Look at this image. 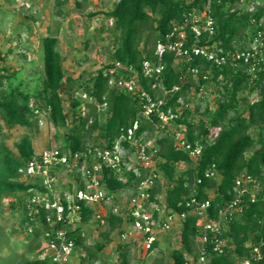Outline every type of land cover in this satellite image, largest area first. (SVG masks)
Returning <instances> with one entry per match:
<instances>
[{"label": "trees", "instance_id": "16d2710c", "mask_svg": "<svg viewBox=\"0 0 264 264\" xmlns=\"http://www.w3.org/2000/svg\"><path fill=\"white\" fill-rule=\"evenodd\" d=\"M58 0L56 12L62 14L61 4ZM242 0H118L113 9L109 11H96L89 13L90 17L103 14L113 20V52L111 61H120L124 65L133 64L140 71V83L144 90L153 97L163 96L164 90L170 93L168 103L174 108L183 102L189 103L187 95L193 86L191 78L193 74L188 67H199V82L195 91L203 90L209 83L220 85L215 98L216 108L206 105L201 112L197 106L194 110L186 107L176 120L177 126L186 128L187 138L191 142L200 140L203 144V153L198 163L193 165L189 154L183 150H177L170 132H161L155 140L159 148V155L163 161L157 166L161 180H170L172 185L162 188L169 208L176 211L189 212L190 207L186 202L194 194L197 200L210 201L207 208L208 219L215 220L218 217V209L236 197V179L242 173H249L255 183L256 200L248 201V207L238 218L230 222L229 227L223 233L229 245L226 253L216 254L212 249L208 253L209 264H236L237 259L249 257L255 245L260 246L263 258L257 264H264V72L254 78L244 65L225 64L217 66L206 59L195 56L190 62L176 61L172 53L164 55L165 69L161 80L155 76L145 77L142 73V64L145 59H154L155 48L159 41L166 39L173 22H182L184 15L196 9L209 7L216 23V34L212 42L220 41L225 47L235 49L246 48L253 38L254 26L252 17H259L264 9V0H252L246 8L237 7ZM77 1V5L81 6ZM189 38L193 34L189 31ZM207 35L204 34L201 43H204ZM41 60L43 64L42 89L33 95L24 92L18 87L8 91L3 86V78L12 76L7 74L8 68L3 67L0 74V118L9 127L23 125L32 127L38 118L29 107L30 99L38 98V102L47 111L50 122L56 131L72 123L69 131L63 135V144L58 146L66 151H80L90 144H100L98 136L93 137V132L100 130V138H105L111 144L120 134L122 128L129 127L138 116V93L130 94L118 88L110 87L109 76L105 75V69L111 61L91 73L85 80V72L73 76L67 74L63 65L64 55L59 48V38L55 35H45L41 40ZM6 55L0 51V61H4ZM120 73H118L119 75ZM204 75H207L205 77ZM181 87L178 91H171L175 85ZM80 92H87L95 100H86L89 113L81 111L84 98ZM78 93V94H77ZM242 93V95H240ZM70 94V108L73 111V119L68 121L64 105V95ZM250 94H257L251 99ZM37 100V99H36ZM43 103H42V102ZM107 103L106 116L101 122L99 105ZM78 109V111H77ZM198 114V121L192 119ZM92 122L89 123V120ZM157 120V118L155 117ZM155 120V121H156ZM148 131L147 139L152 132H159L155 122L143 119L138 134ZM94 139L92 143L89 140ZM128 145L127 142H125ZM18 154L7 146L0 148V213L5 199H9L12 209H19L23 214V225L26 227L28 238H32L28 246V254L36 249L41 253L43 233L49 228L46 221L48 210L42 205H35L33 212L28 206V200L33 191L39 186L37 183L23 180L18 172L36 152L33 141L29 135H24L16 143ZM253 151L250 153L249 151ZM184 161L190 166L179 169V162ZM215 165L218 172L216 178H206L204 173L207 168ZM63 177L65 170H61ZM129 177L127 181L120 177L118 172L106 169L104 186L109 193L118 196L123 189L133 190L138 177L132 171H126ZM203 177L198 183L197 178ZM81 182V176H76ZM188 182L185 185V182ZM71 186V183H69ZM160 187V186H159ZM80 188H85L84 183ZM160 188L155 187L154 192ZM161 190V189H160ZM210 190H215L212 197ZM250 196V192L246 193ZM37 210V211H36ZM36 211V212H35ZM92 207L85 206L82 212V224L73 232V238L77 248L83 246L84 236L82 232L94 219ZM108 230H100V235L110 240L109 234L120 228L123 217L111 210L106 216ZM198 215L188 213L182 224L181 248L172 250L171 264H186L190 254L198 256ZM99 223V221H97ZM62 226V225H58ZM33 231L30 232L29 228ZM105 242H97L95 252H90L91 258L96 252L104 250ZM159 246L155 242L153 247ZM211 246V245H210ZM120 249L119 264H130L129 245L118 244ZM153 253L149 249L143 254L144 258ZM19 257L20 259H18ZM11 264H52L50 258H29L17 256ZM11 259H8L10 261ZM88 260L84 257V261ZM0 264H4L0 261ZM155 264H165L164 257L155 260Z\"/></svg>", "mask_w": 264, "mask_h": 264}, {"label": "built area", "instance_id": "2783aa9c", "mask_svg": "<svg viewBox=\"0 0 264 264\" xmlns=\"http://www.w3.org/2000/svg\"><path fill=\"white\" fill-rule=\"evenodd\" d=\"M251 24L254 26L253 38L246 48L235 49L233 45L225 47L220 41L212 42V37L216 34V23L211 9L204 7L190 11L184 15L182 22L172 23L166 39L156 45V57L143 61L142 73L145 77L155 76L161 80L165 69L164 55L172 53L178 62L179 60L190 62L195 56H200L217 66L228 63L241 64L256 78L264 72V9L259 17L251 18ZM189 31L193 34L192 39L189 38ZM204 34L207 35V39L201 43ZM188 70L193 76H197L200 68L189 66ZM105 75L109 76L110 87L130 94L138 93L140 89L139 112L133 123L127 128H122L121 134L111 144L105 140L101 144H90L80 151L49 147L36 152L18 170L23 180L37 183L39 186L28 200L31 213L35 205H42L48 210L46 221L49 228L43 233L45 240L39 258H50L52 264H72L71 258L77 248L73 232L82 224L83 208L88 206L93 208V217L102 226L107 224L106 216L110 210L120 214L124 219L120 227L123 237L121 244L134 243L139 245L144 253L149 249L155 252L163 240H170V233L176 225L183 224L188 213L196 214L198 215V256L190 254L185 263L209 264L210 249L216 254L226 253L230 245L228 239L223 237L224 231L228 229L231 221L245 212L248 201L256 200L257 187L253 183L252 175L242 173L236 179V197L218 209V217L215 220L208 219L207 208L210 206V201L199 203L194 194H191V198L186 202L190 207L189 212L169 208L162 188L172 185V182L167 179L161 180L160 185L157 183L159 177L157 166L163 159L158 153V146L154 144L156 140L150 142V137L147 139L148 131L142 134L137 132L143 119L155 122L159 132H170L175 148L187 152L195 165L202 156L203 144L200 140L191 142L187 138L186 128L176 124L182 110L190 107V103L180 99L182 104L174 108L168 103L167 94L170 92L166 89L163 96L153 97L142 88L140 71L133 64L124 65L120 61L113 60L105 69ZM180 87L177 84L171 91H178ZM83 95L86 98H93L87 92H83ZM29 107L39 122L44 124L42 117L47 115V111L41 104L32 98ZM105 107L107 103L99 105L101 111ZM181 164L186 165L181 161L178 167ZM106 169L118 172L125 181L129 179L125 174L126 171H132L140 177L132 190V195L128 198L125 209H121L117 204V195L109 193L104 186ZM61 170L66 171L64 177ZM78 174L81 176V182L76 178ZM204 176L217 178L215 165L207 168ZM197 181L201 183L203 177L197 178ZM82 182L85 188H80ZM187 184L186 181L185 185ZM155 187L161 190L154 192ZM248 192H250L249 197L246 196ZM86 230L82 232L84 237ZM29 231L32 232L33 228L30 227ZM155 242H158L159 246L153 247ZM180 244L182 247L181 238ZM262 258L260 246L255 245L250 256L237 259L236 264H257Z\"/></svg>", "mask_w": 264, "mask_h": 264}, {"label": "rangeland", "instance_id": "374dc122", "mask_svg": "<svg viewBox=\"0 0 264 264\" xmlns=\"http://www.w3.org/2000/svg\"><path fill=\"white\" fill-rule=\"evenodd\" d=\"M57 0H0V51L6 55L4 61H0V74L2 68L7 67V74L3 78V86L8 91L18 87L24 92H30L33 95L42 89L43 64L41 62V40L47 35H55L59 38V48L63 52V65L67 74L76 76L85 72V80L91 73L111 61L113 52V20L105 17L103 14L91 16L89 13L96 11H109L113 9L118 0H66L61 5L62 14L57 11ZM80 1L81 6L77 5ZM252 0H242L237 7L246 8ZM63 28H60L61 25ZM48 25V27H47ZM65 27V28H64ZM192 90L187 95L190 108L194 110L197 106L202 112L207 104L213 109L216 108L215 98L218 97V84L209 83L203 90L196 92L195 88L199 82L198 76L191 78ZM1 89V87H0ZM78 94V93H77ZM242 95V93L240 94ZM79 96L83 97L81 111L89 113L86 106V100L93 102L94 98H86L83 92L79 91ZM254 99L257 94H250ZM37 101L38 98H36ZM42 102V101H41ZM43 103V102H42ZM64 105L67 112L68 121L73 119V111L70 108V94L64 95ZM106 110L100 112L101 122L106 116ZM78 111V109H77ZM44 124L34 120L32 127L23 125H14L9 127L6 122L0 118V148L7 146L18 154L16 143L24 135H29L33 141L35 150L40 152L49 147H58L63 144V135L69 131L72 123L56 131L52 126L48 115H43ZM198 114L193 117L198 121ZM92 119L89 120V123ZM176 125L174 124L173 127ZM161 132H152L150 142H153ZM98 136V141L105 142V138H100V130L93 132V137ZM94 139L89 140L92 143ZM153 144V143H152ZM155 144V142H154ZM253 151H249L250 153ZM189 164H181L179 169L185 170ZM210 196L215 195V190L209 191ZM132 195V190L123 189L119 191L116 202L121 209H125L128 198ZM9 199H5L0 213V261L4 264H11L17 261V256H28L29 258H39L38 249L28 254L27 244L32 241L26 234V227L23 225V214L19 209H12ZM108 209L110 206L108 205ZM84 244L76 248L72 256V264H119L121 243V228L113 230L109 234L110 240L100 235V230H108L107 224L101 225L93 219L87 225ZM182 225H176L170 233V240L162 241L159 248L143 257L144 251L139 245L130 243V264H155V260L164 257L165 264L172 263L171 253L175 248L181 247ZM44 241V239H43ZM97 242H105L106 246L101 252H96L91 258L90 252H95ZM123 245V244H122ZM44 246V242L42 247ZM143 251V252H142ZM84 257L88 260L84 261ZM20 259L19 257H17ZM8 259H11L8 261Z\"/></svg>", "mask_w": 264, "mask_h": 264}, {"label": "crops", "instance_id": "0c3cea01", "mask_svg": "<svg viewBox=\"0 0 264 264\" xmlns=\"http://www.w3.org/2000/svg\"><path fill=\"white\" fill-rule=\"evenodd\" d=\"M57 1H58V0H57ZM57 1H56V2H57ZM61 1H63L61 5H63L64 3H66V2H65L66 0H61ZM60 25H61V24H60ZM47 27H48V25H47ZM60 28H63V25H61ZM64 28H65V27H64ZM47 35H48V34H47ZM57 37H58V36H57ZM40 52H41V51H40ZM41 54H42V53H41ZM64 56H65V54H64ZM41 62H42V60H41Z\"/></svg>", "mask_w": 264, "mask_h": 264}]
</instances>
